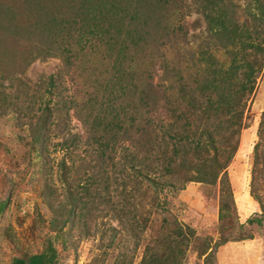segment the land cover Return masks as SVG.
<instances>
[{
    "label": "rangeland",
    "instance_id": "374dc122",
    "mask_svg": "<svg viewBox=\"0 0 264 264\" xmlns=\"http://www.w3.org/2000/svg\"><path fill=\"white\" fill-rule=\"evenodd\" d=\"M249 1L215 5L254 35ZM201 9L0 0V264L50 246L54 264H140L176 224L194 229L184 264L264 252V55L211 30ZM175 141L187 150L170 166ZM224 238L233 246H213Z\"/></svg>",
    "mask_w": 264,
    "mask_h": 264
},
{
    "label": "trees",
    "instance_id": "16d2710c",
    "mask_svg": "<svg viewBox=\"0 0 264 264\" xmlns=\"http://www.w3.org/2000/svg\"><path fill=\"white\" fill-rule=\"evenodd\" d=\"M219 1L220 0H198L199 4L202 6V9H201L202 12L205 13L206 16H209L208 23H209L210 29L211 30L215 29L216 33L228 32L229 33L228 36L230 37H231V34H236V38L233 40V42L236 40L237 45L240 46L241 51L247 48H253V49L255 48L258 53L260 52L261 54L264 55V38H261V37H264V0H251V3L249 1V4H248V6L250 7V10L248 11V13L250 14V17L252 19L259 20L258 22H260L259 23L260 25H258L259 28L254 30V35L249 34L247 31H245V33L239 32L241 27L236 25L235 22L234 24L230 22L231 26L228 25V21L230 20V18L234 17V15L229 18L227 14L228 12L220 11L219 8H217V5H215ZM140 10L141 9L139 8V14H141ZM255 10H257L258 12H255ZM137 12L138 10L136 9L134 14L139 16ZM260 38H261V46L257 44V41H259ZM247 67L250 69V73H248V78H251V76H253L252 73L255 74V70L258 71L259 69L258 67L255 69L250 64H247ZM53 84H54L53 80L50 79L49 86L52 87ZM251 88L252 86L247 87V90L250 91ZM45 112L49 113V111H42V114H44ZM41 122L45 123V120L39 121V123ZM211 135L212 134H209L208 136L209 141L207 142L200 141L198 146H200L201 149H204L205 151H209L208 144L213 143V138ZM173 137L176 138V140H179L181 137L183 139L185 137L186 139L189 138V137L187 138L186 132L182 135L176 134ZM105 142L106 144L104 145L103 148L109 147L108 142L106 140ZM197 142H199V140H197ZM179 144H181V146L178 148L176 141L173 143L171 150H170L171 155L168 156L166 159L167 164H169L170 166H172V164L175 163V161L177 160L176 158H179L180 155L181 156L184 155L185 151L187 150L185 149L183 152H181L180 149L184 148L183 146L184 144L182 143H179ZM62 146H63V149H66V150L69 148V144L66 142L63 143ZM234 151L235 149H232L229 155L231 156V154H233ZM101 152H104V151H101ZM215 156L216 154L214 155L213 159H216ZM215 166L216 167L214 169H217L218 171L217 173H216V170L214 171V176L212 179L214 181H215V178H217L216 176L218 172H220V170L222 169L223 165H215ZM199 168L203 171L200 173L205 174L209 168V165H204ZM193 169H194V165L193 166L190 165L189 170H193ZM168 172L172 174L174 173L173 169L171 168L168 169ZM189 180L193 181L195 179H189ZM196 180L209 182L206 178H204V176H201L199 179H196ZM150 181L153 183L154 186H156V189L159 187V183L157 181L155 182L154 179H151V178H150ZM173 184L174 183L170 181H163L162 186L164 185L174 186ZM222 207H221V211L219 212V215H220L219 220H222L223 218V215H222L223 208ZM137 222L138 221H136V223ZM193 233H194V229L192 227L186 225L185 228H183L181 225L176 224L174 230L171 233L166 231L165 233H163L161 237H158L159 239L157 240V243H159L158 246H160V251L157 250V251H154L153 253L151 252L149 257L147 259L145 258L146 261L143 258L140 264H184L186 260V251H187L186 247H187V244L190 238L194 236ZM229 240L230 239L228 238H224L221 242L214 243L213 246L218 247ZM209 242L210 241H207L205 243V245L203 246L204 248L201 250V253L199 254V256L209 254L208 253L209 249L212 248ZM161 245H162V248H161ZM55 258H56V251L50 246V248H46L41 253L30 256L27 261L21 258H15L10 264H54L56 262Z\"/></svg>",
    "mask_w": 264,
    "mask_h": 264
},
{
    "label": "crops",
    "instance_id": "0c3cea01",
    "mask_svg": "<svg viewBox=\"0 0 264 264\" xmlns=\"http://www.w3.org/2000/svg\"><path fill=\"white\" fill-rule=\"evenodd\" d=\"M253 242H255L254 244V246L253 247H255L256 246V244H257V242L255 241V239L253 240ZM251 244V243H250ZM250 244H248V245H250ZM263 246H264V244L263 243H261ZM260 244V245H261ZM233 245L232 244H223V246H222V248H226V247H232ZM247 248V247H246ZM259 255H257V258H256V255L255 256H253L252 255V257L254 258L253 260H252V262H253V264H264V252H259L258 253Z\"/></svg>",
    "mask_w": 264,
    "mask_h": 264
}]
</instances>
